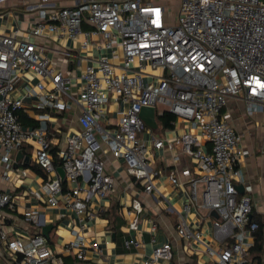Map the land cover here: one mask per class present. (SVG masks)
<instances>
[{
    "label": "built area",
    "instance_id": "1",
    "mask_svg": "<svg viewBox=\"0 0 264 264\" xmlns=\"http://www.w3.org/2000/svg\"><path fill=\"white\" fill-rule=\"evenodd\" d=\"M7 1L0 0V4ZM24 10L34 13L31 26L21 33L0 31V159L4 177L11 168L13 150L34 139L35 162L46 178L33 195L37 199L45 195L50 206L61 201L76 213L80 226L70 229L67 249H74L77 258L83 259L82 218L84 214L94 216L87 212L89 197L93 194L102 199L115 189L105 157L120 159L133 179L143 182L144 191L150 193L156 190L152 180L157 171L150 166L149 146L166 147L173 150L174 162L182 154L193 160V169H181L189 190L183 209L188 212L193 204L215 210L210 240L219 246L203 242L200 228H190L181 213L177 214L178 235L198 241L217 264H243L251 245L247 239L258 224L251 219L252 186L238 167L240 158L250 150L242 146L243 133L232 124L227 102L240 101L244 116L260 114L264 123V0H179L174 22L165 6L153 0H72L70 5L35 0L26 3ZM83 23L89 28L83 29ZM79 33L83 35L81 46L89 45L90 37L95 36V44L110 49L112 57L119 49L122 61L115 64L101 55L95 64H87L73 95L69 74L52 67L46 47L35 38H75ZM24 72L37 77L25 93L38 97V109H68L70 104L60 101L61 95L80 107V128L65 135V146L57 152L64 180L69 183L66 189L59 177L51 176L55 167L47 139L49 114H37V124L31 128L19 121L24 105L11 91L24 79ZM110 97L126 104L115 121L105 117L104 106ZM157 103L161 105L158 110ZM143 106L174 114L173 125L176 120L183 124L179 137L169 141L155 136L139 116ZM204 143L209 144L207 150ZM167 177L173 185L179 184L175 170ZM198 183L203 184L200 197ZM5 205L12 206L13 199L0 189V207ZM131 207L136 215L129 227L135 229L142 210L140 201L133 199ZM24 215L39 223L37 211L26 210ZM0 240L9 252L20 255V264H47L54 255L40 232L23 241L9 239L0 230ZM91 247L100 251L97 244ZM171 257V244L164 242L152 250L144 264Z\"/></svg>",
    "mask_w": 264,
    "mask_h": 264
},
{
    "label": "crops",
    "instance_id": "2",
    "mask_svg": "<svg viewBox=\"0 0 264 264\" xmlns=\"http://www.w3.org/2000/svg\"><path fill=\"white\" fill-rule=\"evenodd\" d=\"M31 1L35 0H9L0 4V31L12 34L17 30L21 33L31 26L34 13L24 10V5ZM56 1L58 4H72V0ZM82 28L88 29L89 26L83 23ZM82 38L83 35L80 33L75 38H35L46 47L45 52L52 67L69 74L71 82L69 92L73 95L77 93L81 83L79 75L87 64H95L101 55L108 56L115 64L122 61L119 49H115L117 56L112 57L110 49L95 44L97 37H90L91 43L85 47L81 46ZM22 74L25 80L20 79L11 91V96L20 98L24 105L19 112V121L21 122V117L25 118L27 122L21 124L31 128L37 124V114L42 112L49 114L47 139L55 167L51 176L59 177L62 180V187L66 189L69 183L61 175L57 152L65 146V135L80 128L78 123L80 107L70 98L61 95L60 101L70 104L68 109L62 111L38 109L36 107L38 97L25 93L26 87L34 85L37 77L28 72ZM47 87L49 88L50 84H47ZM125 106L126 104L117 98L110 97L104 106L106 119L115 121L119 110ZM227 108L231 111L232 124L243 133L242 146L250 150L249 154L240 158L238 167L252 186L251 219L254 220L253 215H256L262 222L263 249L258 258L250 250L254 242L252 235L247 239L251 245L243 264H264V154L261 153V147L264 146L263 117L260 114L244 116L242 103L235 99L228 100ZM157 125L156 130L151 129L152 133L169 141H175L183 129V124L178 120L170 127L163 128L158 123ZM175 146L178 148L179 143L176 142ZM203 147L207 150L209 144L204 143ZM35 150L34 139L13 150L9 159L11 168L6 177L3 175L4 162L0 159V189L8 192L13 199L12 206L0 207V230L9 239L20 238L25 241L38 232L42 233L44 225H50L47 236L43 235L54 255L47 264H144L152 250L164 242H170L172 257L169 260L159 259L156 264H217L198 241L182 238L176 230L177 214L181 213L186 215L190 228H200L203 242L210 243L215 248L219 246L210 240L212 220L216 217L212 210L193 204L190 205L188 212L183 209L189 190L181 169L185 167L193 169L194 162L191 157L182 154L180 160L174 162L173 150L166 147L152 149L149 146L150 166L157 171L152 180L156 190L146 193L143 182H136L133 179L126 171L125 163L107 155L104 159L105 168L114 177L115 189L102 199L90 195L87 212L94 216L89 218L83 215L81 230L85 238L83 247L85 258L79 259L74 249H67V243L72 239L70 229L73 226H80L76 213L61 201L55 206H50L45 201V195L40 199L33 195L32 191L38 189L39 184L46 178L45 171L35 162ZM18 151H21L23 156L15 160ZM1 153L0 147V155ZM25 156L29 159H24ZM171 170H175L177 174L179 180L177 185L168 180L167 175ZM199 187L202 190L203 184L197 185L198 196ZM133 199H138L142 208L137 214L135 229L129 227L130 221L136 215L131 207ZM30 209L38 212V224L26 219L24 212ZM153 225L154 228L151 229ZM92 244H97L100 251L93 250ZM20 258V255L9 252L0 240V264H20Z\"/></svg>",
    "mask_w": 264,
    "mask_h": 264
},
{
    "label": "trees",
    "instance_id": "3",
    "mask_svg": "<svg viewBox=\"0 0 264 264\" xmlns=\"http://www.w3.org/2000/svg\"><path fill=\"white\" fill-rule=\"evenodd\" d=\"M24 119L25 118H23V117H21V119H20L22 124H25L27 122ZM174 120H175L174 114L170 113L167 110H164L161 113H157V115H156L157 123L163 128L170 127L173 124ZM253 218L257 222L258 227L252 233L253 238H254V242H253V245L250 247V250H252L258 258L259 254L261 253V251L263 249L262 222H261L260 218L257 217L256 215H253Z\"/></svg>",
    "mask_w": 264,
    "mask_h": 264
},
{
    "label": "water",
    "instance_id": "4",
    "mask_svg": "<svg viewBox=\"0 0 264 264\" xmlns=\"http://www.w3.org/2000/svg\"><path fill=\"white\" fill-rule=\"evenodd\" d=\"M156 111H155V107L154 106H143L141 107L140 111H139V116L141 117V119L143 120L144 124L149 127L152 130H156L157 129V121H156ZM23 155L21 153V151H18L15 157V160H18L19 158H21ZM24 159H29L28 156H25ZM61 175L64 176V171L61 168L60 169ZM238 190L240 192L243 191V187L242 185H238L237 186ZM212 213L217 217V213L215 212V210H212ZM50 228V225H44L42 227V234L47 236V232Z\"/></svg>",
    "mask_w": 264,
    "mask_h": 264
},
{
    "label": "rangeland",
    "instance_id": "5",
    "mask_svg": "<svg viewBox=\"0 0 264 264\" xmlns=\"http://www.w3.org/2000/svg\"><path fill=\"white\" fill-rule=\"evenodd\" d=\"M157 1L165 6V9L167 10L168 15L171 18V22H174L175 16H176V8L178 6L179 0H153ZM161 105L156 104V109H160ZM240 113V112H239ZM200 190V187H199ZM201 191V190H200ZM200 191H199V196H200Z\"/></svg>",
    "mask_w": 264,
    "mask_h": 264
}]
</instances>
